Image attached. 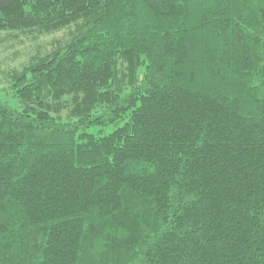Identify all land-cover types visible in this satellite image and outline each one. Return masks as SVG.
I'll return each mask as SVG.
<instances>
[{
    "label": "trees",
    "instance_id": "obj_1",
    "mask_svg": "<svg viewBox=\"0 0 264 264\" xmlns=\"http://www.w3.org/2000/svg\"><path fill=\"white\" fill-rule=\"evenodd\" d=\"M58 32L6 75L0 264H264V0H0Z\"/></svg>",
    "mask_w": 264,
    "mask_h": 264
},
{
    "label": "rangeland",
    "instance_id": "obj_2",
    "mask_svg": "<svg viewBox=\"0 0 264 264\" xmlns=\"http://www.w3.org/2000/svg\"><path fill=\"white\" fill-rule=\"evenodd\" d=\"M44 34L39 35L37 38L24 37L19 35L17 37H9L0 42V99L6 101L11 107L19 108L20 103L15 98L8 87L9 81L7 79V72L13 68H19L25 63L28 57L34 52V48L40 47L41 51L48 48V41L53 37L60 35ZM5 34L2 33V36Z\"/></svg>",
    "mask_w": 264,
    "mask_h": 264
}]
</instances>
